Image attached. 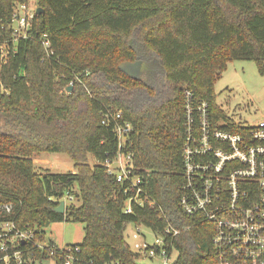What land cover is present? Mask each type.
<instances>
[{
  "label": "trees",
  "instance_id": "16d2710c",
  "mask_svg": "<svg viewBox=\"0 0 264 264\" xmlns=\"http://www.w3.org/2000/svg\"><path fill=\"white\" fill-rule=\"evenodd\" d=\"M35 1L42 12L0 61V225L30 230L37 243L35 234L51 223H81L83 240L70 246L78 248L73 264H138L125 225L154 232L170 225L181 230L172 239L176 264H212L213 226L178 206L186 93L194 118L205 104L212 121H231L213 85L234 60L255 62L264 76V0ZM24 2L0 0V44L13 40V9ZM125 64L140 66L139 74L129 75ZM115 110L132 126L123 151L154 209L133 205L123 213L134 190L125 194L126 185L106 174L103 163L116 156L118 139L113 125L101 123ZM231 131L242 132L235 125ZM40 153L66 154L74 173H38L33 156ZM67 195L79 206L55 213ZM53 247L15 244L0 264H18L15 250L22 264H61L49 256Z\"/></svg>",
  "mask_w": 264,
  "mask_h": 264
},
{
  "label": "built area",
  "instance_id": "2783aa9c",
  "mask_svg": "<svg viewBox=\"0 0 264 264\" xmlns=\"http://www.w3.org/2000/svg\"><path fill=\"white\" fill-rule=\"evenodd\" d=\"M35 14L36 10L25 2L15 5L11 20L13 46L8 41L0 44L1 62L15 51L16 39L26 37ZM43 37L42 45L47 50L50 44L46 36ZM186 97L187 135L182 150L184 181L178 200L181 214L188 218L199 217L213 226L212 264H264V121L254 125L232 120L215 122L205 104L194 109L197 112L194 118L189 93ZM122 116L121 110H115L113 115L103 117L101 124L113 125L118 139L116 156L105 160L103 166L107 175L126 185L125 194L134 190V195L128 196L123 207V213L131 214L133 205L154 209L155 204L140 187L141 179L133 175L131 153L123 151L132 126L122 121ZM232 125L242 132L233 133ZM62 200L66 206L72 196L67 195ZM3 209L7 213L10 211L7 205ZM0 229V262L7 263L9 257L1 254L14 250L15 244L32 243L42 248L34 242V233L30 230H17L12 223H3ZM149 231L156 238L152 246L143 249L144 257L154 264H176L177 253L173 250L172 239L179 236L181 230L169 225L162 232ZM77 250L70 246L53 247L49 256H57L61 264H73ZM20 256V252H13L18 264H22Z\"/></svg>",
  "mask_w": 264,
  "mask_h": 264
},
{
  "label": "rangeland",
  "instance_id": "374dc122",
  "mask_svg": "<svg viewBox=\"0 0 264 264\" xmlns=\"http://www.w3.org/2000/svg\"><path fill=\"white\" fill-rule=\"evenodd\" d=\"M27 5L37 10L39 5L35 0H25ZM84 38V37H83ZM145 67L142 66V71ZM70 87H72L70 85ZM215 102L233 122L246 125H254L264 121V76L258 73L257 65L252 61L234 60L226 63L225 70L213 85ZM67 93V92H66ZM35 169L38 173H70L74 170L73 162L63 153H42L33 156ZM88 162H95L89 155ZM74 191L76 189L74 188ZM72 196V203L79 206L80 202ZM63 201L62 199L60 202ZM59 202V203H60ZM43 236L35 234L39 245H45L49 241L55 246L66 247L78 245L84 237L83 225L74 222H56L43 229ZM155 235L146 227L128 223L124 228V239L129 249L137 254L138 264H154L144 257L143 249L155 243ZM175 253L173 257H175ZM43 264H54L46 260Z\"/></svg>",
  "mask_w": 264,
  "mask_h": 264
},
{
  "label": "water",
  "instance_id": "95a60500",
  "mask_svg": "<svg viewBox=\"0 0 264 264\" xmlns=\"http://www.w3.org/2000/svg\"><path fill=\"white\" fill-rule=\"evenodd\" d=\"M41 12H42V10L39 9V8L36 10V14H39ZM155 60H156V58H155ZM157 61H158V63H161L160 60H157ZM123 67H124V70L129 75H138L139 74V69H140L139 67L140 66H130V65H126L125 64V65H123ZM70 90H71V87H68L66 89V92H69ZM64 208H65V203H64V201H61L59 203V206L57 208L53 209V210H54L55 213L62 214L64 212ZM21 244H24V242H22Z\"/></svg>",
  "mask_w": 264,
  "mask_h": 264
},
{
  "label": "crops",
  "instance_id": "0c3cea01",
  "mask_svg": "<svg viewBox=\"0 0 264 264\" xmlns=\"http://www.w3.org/2000/svg\"><path fill=\"white\" fill-rule=\"evenodd\" d=\"M40 154H42V153H40ZM40 154H39V155H40ZM37 155H38V154H37ZM37 155H34V157L37 156ZM72 173H74V170L72 171ZM54 245H55V244H54ZM57 247H59V246H57ZM59 248H61V247H59Z\"/></svg>",
  "mask_w": 264,
  "mask_h": 264
}]
</instances>
